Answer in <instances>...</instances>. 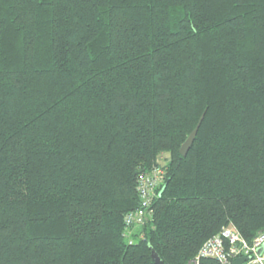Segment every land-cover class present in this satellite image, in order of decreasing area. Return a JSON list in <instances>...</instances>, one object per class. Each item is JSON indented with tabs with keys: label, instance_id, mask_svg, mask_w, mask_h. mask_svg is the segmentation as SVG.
Wrapping results in <instances>:
<instances>
[{
	"label": "trees",
	"instance_id": "obj_1",
	"mask_svg": "<svg viewBox=\"0 0 264 264\" xmlns=\"http://www.w3.org/2000/svg\"><path fill=\"white\" fill-rule=\"evenodd\" d=\"M229 227L264 233V0H0V264H192Z\"/></svg>",
	"mask_w": 264,
	"mask_h": 264
},
{
	"label": "built area",
	"instance_id": "obj_2",
	"mask_svg": "<svg viewBox=\"0 0 264 264\" xmlns=\"http://www.w3.org/2000/svg\"><path fill=\"white\" fill-rule=\"evenodd\" d=\"M164 174L162 169L156 168L152 175L141 180L139 188L143 207L127 216V225H141L152 214L150 208ZM263 245L264 233L249 243L236 229L226 228L202 246L192 264H202L203 259H215L218 264H233L238 258H247L243 264H264V253L261 256L258 254Z\"/></svg>",
	"mask_w": 264,
	"mask_h": 264
},
{
	"label": "water",
	"instance_id": "obj_3",
	"mask_svg": "<svg viewBox=\"0 0 264 264\" xmlns=\"http://www.w3.org/2000/svg\"><path fill=\"white\" fill-rule=\"evenodd\" d=\"M201 125V121L198 124V126L196 127V129L190 134V136L188 137V139L185 141V143L182 145L181 149H180V153L183 156H186L188 151L190 150V148L193 145V142L195 140V137L197 135V132L199 130V127ZM264 253V245L258 250V254L261 256ZM153 260L155 261V264H164L160 257L158 256V254L156 252H153ZM247 260V258H238L234 261L233 264H243L245 261Z\"/></svg>",
	"mask_w": 264,
	"mask_h": 264
},
{
	"label": "rangeland",
	"instance_id": "obj_4",
	"mask_svg": "<svg viewBox=\"0 0 264 264\" xmlns=\"http://www.w3.org/2000/svg\"><path fill=\"white\" fill-rule=\"evenodd\" d=\"M229 228H233V227H229Z\"/></svg>",
	"mask_w": 264,
	"mask_h": 264
},
{
	"label": "bare ground",
	"instance_id": "obj_5",
	"mask_svg": "<svg viewBox=\"0 0 264 264\" xmlns=\"http://www.w3.org/2000/svg\"><path fill=\"white\" fill-rule=\"evenodd\" d=\"M215 260V259H214ZM216 261V260H215Z\"/></svg>",
	"mask_w": 264,
	"mask_h": 264
}]
</instances>
